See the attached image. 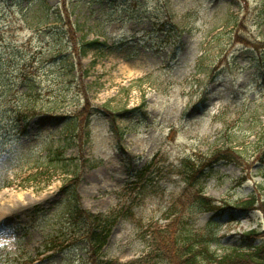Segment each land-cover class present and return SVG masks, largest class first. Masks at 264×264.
Here are the masks:
<instances>
[{
    "label": "rangeland",
    "instance_id": "1",
    "mask_svg": "<svg viewBox=\"0 0 264 264\" xmlns=\"http://www.w3.org/2000/svg\"><path fill=\"white\" fill-rule=\"evenodd\" d=\"M113 1L0 0V264H89L98 229L82 210L116 220L110 264L149 252L145 227L174 210L186 231L214 221L221 257L264 231L260 212L199 213L182 176L234 147L245 165L220 161L199 185L217 202L264 200V0Z\"/></svg>",
    "mask_w": 264,
    "mask_h": 264
},
{
    "label": "trees",
    "instance_id": "2",
    "mask_svg": "<svg viewBox=\"0 0 264 264\" xmlns=\"http://www.w3.org/2000/svg\"><path fill=\"white\" fill-rule=\"evenodd\" d=\"M107 1L111 5H114L113 0ZM239 41L256 49L263 48L243 38ZM84 45L86 47H92L98 45V42L91 41ZM205 70L206 68L199 70V74L205 73ZM90 109L86 107L83 113L87 114ZM256 147L260 149L264 147V134ZM221 160L235 161L240 165H245L242 152H238L231 147L221 148L208 158L200 156L195 162L192 160L185 161L184 168L187 171L188 181L193 183L192 186L196 187L198 181L204 175L205 170ZM260 160H264V155L260 156ZM140 176V179H142V174ZM244 180L246 178H243L239 182L242 183ZM75 183H77L76 180L73 181V184ZM196 202L199 204L201 211L215 212L217 215L224 214L227 210L233 208L229 203L224 204V206H217L213 199L200 194H197ZM236 208L244 212L261 211L264 214V200L260 197L251 198L242 202ZM172 216L173 218L165 227H150L146 230L145 235L151 237L153 251L147 255V258L133 264H264V231L259 232L255 230L243 235L242 238L245 246H247L246 249L243 251L238 250L239 252L226 255L225 257H220L212 250L214 235L209 229L214 225V222L210 224L205 233H193L185 230L188 224L185 222V215L173 214ZM78 218L81 219V222H85L87 218L89 221L94 217L82 211L79 212ZM94 222L98 223V227H101L103 222L106 225V228L102 230V234L92 232L94 238L93 255L91 256L92 264H99L97 254L105 245L110 234V227L114 222L110 223L100 217L95 218ZM259 240H263V242L256 244Z\"/></svg>",
    "mask_w": 264,
    "mask_h": 264
}]
</instances>
